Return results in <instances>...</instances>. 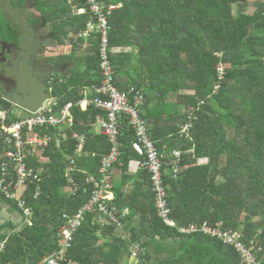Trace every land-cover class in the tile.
Listing matches in <instances>:
<instances>
[{"label": "trees", "instance_id": "obj_1", "mask_svg": "<svg viewBox=\"0 0 264 264\" xmlns=\"http://www.w3.org/2000/svg\"><path fill=\"white\" fill-rule=\"evenodd\" d=\"M17 2L23 4L25 0ZM247 3V0L125 2L124 11H131V23L144 25L138 42L139 74L145 81L142 84H127L116 77L119 55L112 54L111 48L121 42L110 13L108 37L115 84L121 90L130 85L141 89L145 98L141 115L155 145L166 154L173 150L181 152L182 170L175 176L171 156L165 155L164 159L171 217L178 225L206 223L224 231H237L246 245L253 242L260 248L257 256L264 262V0H255L251 13L246 12ZM84 7L86 0H35L40 17L32 22L49 24L55 45H70V52L50 57L54 65L70 62L71 67L65 71V80L55 75L49 87L57 102L53 111L56 113L71 102L73 122L62 130L67 138L60 140L59 146L53 141L44 152L49 161L45 163L39 195L34 197L35 185H29L25 192L33 211L31 224L10 234L3 233L4 225H0V242L5 241L0 264H25L27 260L28 264H44L47 255L58 246L57 230L62 224V214L76 212L89 199L91 185L85 182V176L87 173L96 176L102 156L109 151L106 138L92 128L101 111L94 104L85 110L78 105L83 89L101 83L100 36L97 32H91L87 38L79 36L91 18L87 12H78ZM8 23L0 11V36L9 41L16 38V31ZM85 41L89 52L77 54ZM190 83H194V93L181 96V86ZM183 104L189 107L186 111H181ZM13 108L2 98L0 88V109ZM16 118L13 113L11 120ZM74 132L85 136L79 155L74 154L77 145L72 137ZM132 139L128 119L122 118L119 143L124 168L130 159L138 157L130 145ZM2 149L0 137V174ZM72 158L75 169L70 173L76 191L65 195L61 188L68 184L66 168ZM30 162L38 165L34 157ZM143 172L147 187L142 189L144 208L135 209L139 213L138 222L133 221L137 212L119 218L131 233L128 243L139 245L136 264H244L235 248L222 240L200 232L181 234L175 227L164 224L156 213L148 173ZM112 203L118 211L124 206L118 197ZM129 207L134 208L132 203ZM91 217L92 214H87L75 233L63 264H97L96 256L104 264H121L125 240L114 238L97 246L99 235ZM106 228L110 233L113 230L112 225Z\"/></svg>", "mask_w": 264, "mask_h": 264}, {"label": "built area", "instance_id": "obj_2", "mask_svg": "<svg viewBox=\"0 0 264 264\" xmlns=\"http://www.w3.org/2000/svg\"><path fill=\"white\" fill-rule=\"evenodd\" d=\"M105 8L101 0H86V7L79 9L78 12H87L91 16L86 29L81 31L79 36L87 38L91 32H97L100 36L98 51L101 83L91 88L92 97L89 103L94 104L101 111L95 117V124L99 126L102 135L106 138L109 151L102 156L97 175L87 173L85 176V182L91 185L89 199L76 212L62 214V224L57 230L58 246L47 255L44 264H63L65 253L72 246L75 233L82 227L87 214L101 215L113 223H119V211L112 203V170L121 157L119 133L122 118L128 119L133 130L130 145L138 156L137 166L148 173L156 213L163 223L175 227L181 234L200 232L222 240L235 248L244 264H264L257 256L260 248H257L253 242L246 245L237 231H224L206 223L178 225L171 217L164 180L165 154L155 145L149 133L147 121L141 115V107L145 101L144 95L136 86L130 85L127 89L121 90L115 84L108 37L111 29L108 16L110 10L108 7L107 10ZM56 104V100L50 99L36 112L26 111L24 115H17L15 120H11V115L16 114L17 108L14 107L11 111L0 109V137L3 143L0 195L15 201L29 222L32 211L26 202L25 192L29 185H35L34 197L39 195L44 172L43 166L40 168L33 166L30 159L35 154L42 157L53 141H56V145L59 146L60 140L67 138L60 127L62 125L68 127L73 122L70 112L72 103H66L55 113L53 107ZM185 129H187L186 125L183 126V130ZM72 137L77 140L74 154L79 155L85 143V136L74 132ZM170 156L172 174L175 176L182 170L181 152L173 150ZM74 169V158H72L66 168L67 181L71 185L70 194L76 191L75 182L70 173ZM4 245L5 241H1L0 252ZM137 251L140 252V248H137Z\"/></svg>", "mask_w": 264, "mask_h": 264}, {"label": "crops", "instance_id": "obj_3", "mask_svg": "<svg viewBox=\"0 0 264 264\" xmlns=\"http://www.w3.org/2000/svg\"><path fill=\"white\" fill-rule=\"evenodd\" d=\"M125 2L128 3V0H104L103 2L104 4L107 5V7L110 10V18L113 26L116 29H118L120 32L118 41H120L121 43L111 48L113 52L112 54L119 55L118 58L119 68H118V72H116V77H118V79L120 78L126 81L127 84H130V82L131 84L133 82L142 84L145 81L143 80L144 77H142V75L139 74L141 69L139 66L138 42L140 41V36L142 34V29H144L143 27L144 25L140 23V27H139L137 26L138 24L131 23V11L130 13L128 12L126 13L124 11L123 5ZM132 13L136 15L135 12ZM44 31L52 34L47 42V46L50 48L49 56H56L61 53L70 52L69 44H62V45L54 44V42L51 40L54 32L49 24L45 25ZM86 44H88L87 41H85L82 44L77 54L82 55L89 52L88 51L89 47L85 48ZM67 63H69L70 64L69 67H71V63L70 62ZM65 71L63 73H59L55 75L58 76L60 80H65L67 77ZM55 75H52L51 79H53ZM49 89L51 91L50 87ZM82 96L83 97L82 99L79 100L78 105L82 110H85L90 105L89 100L92 97V89L91 88L83 89ZM52 99L56 100L55 97L53 96L51 97V100ZM25 113H26L25 110L18 108L16 109L17 115H24ZM68 127L67 125H62L60 129L63 130ZM92 128L94 133L102 135L99 126L95 124V122L92 124ZM164 154L167 156V158L170 155V154H166L165 152ZM34 159L38 163V165H36L35 167L38 168H40L41 166L45 167V163L49 161L48 157L45 155H43L42 157H38V155L36 156L35 154ZM137 159L138 157L130 159L128 164L126 165V168L123 167V162L119 160L118 163L114 165L112 170L113 171L112 201L117 200L118 197V202L124 205L120 207L121 210H119L120 211L119 218L129 215L131 212L136 213L137 212L136 210H138V208L142 209L144 208L145 205V197L142 193V189H145L147 187L146 183L144 184V182L146 181L144 176H146V174L145 172H143L144 170L142 168H139L137 166L136 163ZM70 187L71 185L67 184L66 186L61 188L63 194L70 195L69 192ZM128 203L130 205L131 203L133 204L134 208L132 210L129 207ZM138 214L139 213L137 212L136 215L133 217L134 222H138L139 219ZM31 218H30V222L27 221L25 216L23 215L22 210L17 207V204H14V202L11 201H6L0 197V225L2 226L4 225V228L2 230L3 233L10 234L12 232L23 231L25 226H27V224L28 225L31 224ZM91 220H92L91 224L95 225L96 233L97 235H99V240H97V246L101 245L103 242H108L114 238H121L122 240H125L127 244V246H125L124 249L122 250L123 255L120 260L121 264H136L138 262L137 254L139 252L137 251V248H139V245L138 244L131 245L130 243H128L130 242L131 233L129 232L127 226L124 223L120 221L119 223L118 222L113 223L108 218L97 214L94 215L92 214ZM107 225L113 226V230L111 233L107 230L106 228ZM94 261L97 264H104L97 256L95 257ZM25 264H28V260Z\"/></svg>", "mask_w": 264, "mask_h": 264}, {"label": "water", "instance_id": "obj_4", "mask_svg": "<svg viewBox=\"0 0 264 264\" xmlns=\"http://www.w3.org/2000/svg\"><path fill=\"white\" fill-rule=\"evenodd\" d=\"M24 7L14 5L12 0H0V11L13 30L17 31V45L12 43L10 46L18 48L10 57L9 64V76L15 79L14 84L2 94V98L15 108L34 113L52 97L49 79L54 74L63 73L70 64L52 65L45 57L42 58L43 64H40L41 60L36 55L52 34L40 35L38 27L31 25L24 16Z\"/></svg>", "mask_w": 264, "mask_h": 264}, {"label": "flooded vegetation", "instance_id": "obj_5", "mask_svg": "<svg viewBox=\"0 0 264 264\" xmlns=\"http://www.w3.org/2000/svg\"><path fill=\"white\" fill-rule=\"evenodd\" d=\"M12 3L14 5L19 4L17 2V0H12ZM19 5L25 6L22 9L24 16H26L29 19V23L31 25L38 27V32L40 35L43 36V35H46L47 33H49V32L44 31V27L46 25V23L44 21L43 22L41 21V23H39V24H34L32 22L33 19L40 17V14L38 13V11H36L37 13H35V14H27V10H36L35 9V0H25V2L23 4H19ZM7 26L8 27L11 26V23L9 22L7 24ZM16 33H17V31L15 32V35H16ZM47 42H48V40H46L43 43V48L39 49L38 54L36 55V58L38 60H41V62H40L41 65L43 64L42 58H44V57L48 59L49 64L54 65L50 60V57H51V56H49L50 48L47 46ZM12 43L17 45L16 38L14 40L8 41V40H5L4 38H2L0 36V70H1L0 71V88H1L2 94L4 92H6L8 89H10V87L14 84V80H15L14 78H11L9 76V71H10L9 64L11 62L10 57L12 55H14L15 52H17V50H18L17 47L14 48L13 46H10V44H12ZM43 50H45V51H43ZM37 59H34V60H37Z\"/></svg>", "mask_w": 264, "mask_h": 264}, {"label": "rangeland", "instance_id": "obj_6", "mask_svg": "<svg viewBox=\"0 0 264 264\" xmlns=\"http://www.w3.org/2000/svg\"><path fill=\"white\" fill-rule=\"evenodd\" d=\"M247 11L246 12H249V13H251V12H253L254 10H255V5H254V2H255V0H247ZM37 10H27V14H35V13H37L36 12ZM233 12H235V6L233 7ZM39 13V12H38ZM89 47V45L88 44H86V47L85 48H88ZM88 52V51H87ZM1 71V70H0ZM219 71H220V74L222 75V66L220 65V67H219ZM216 87H218V85L216 86ZM215 87V89H217ZM180 93V95L181 96H185V95H192L193 93H194V83H190V85H186V86H181V88H180V91H179ZM175 94H174V96H172L171 98H175ZM186 108V109H185ZM187 108H189V107H187V106H185L184 104L183 105H181V111H186L187 110ZM184 131H186V129L184 130ZM202 160V159H201ZM201 160H199V161H201ZM218 181H221V179L220 178H218L217 179Z\"/></svg>", "mask_w": 264, "mask_h": 264}]
</instances>
